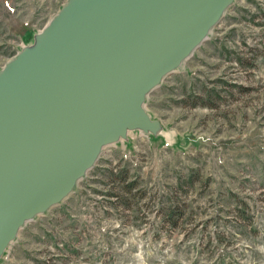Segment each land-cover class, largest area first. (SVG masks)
<instances>
[{
  "label": "rangeland",
  "instance_id": "obj_1",
  "mask_svg": "<svg viewBox=\"0 0 264 264\" xmlns=\"http://www.w3.org/2000/svg\"><path fill=\"white\" fill-rule=\"evenodd\" d=\"M66 2L0 0V70ZM144 109L161 133L105 147L0 264H264V0H234Z\"/></svg>",
  "mask_w": 264,
  "mask_h": 264
},
{
  "label": "water",
  "instance_id": "obj_2",
  "mask_svg": "<svg viewBox=\"0 0 264 264\" xmlns=\"http://www.w3.org/2000/svg\"><path fill=\"white\" fill-rule=\"evenodd\" d=\"M234 0H67L0 70V259L73 192L102 150L157 136L146 97Z\"/></svg>",
  "mask_w": 264,
  "mask_h": 264
},
{
  "label": "trees",
  "instance_id": "obj_3",
  "mask_svg": "<svg viewBox=\"0 0 264 264\" xmlns=\"http://www.w3.org/2000/svg\"><path fill=\"white\" fill-rule=\"evenodd\" d=\"M197 100H199V99H197ZM193 105H196V104H193ZM197 105H205V103L202 101H199V102H197ZM125 177H122V181L125 183L123 191L125 192V194L128 195L135 188V183L134 182L126 183ZM173 207H174L173 205H169V208L166 210V214H163V215H165L164 218H166V222L170 223L172 228L177 226L176 221H173V220H175V215H174L175 209Z\"/></svg>",
  "mask_w": 264,
  "mask_h": 264
}]
</instances>
